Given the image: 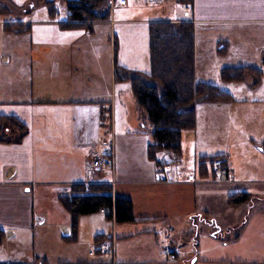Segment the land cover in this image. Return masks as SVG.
<instances>
[{"label":"crops","instance_id":"obj_1","mask_svg":"<svg viewBox=\"0 0 264 264\" xmlns=\"http://www.w3.org/2000/svg\"><path fill=\"white\" fill-rule=\"evenodd\" d=\"M122 2L124 0L119 1ZM42 3L46 8L44 1ZM0 5L7 9L0 12V117L13 118L23 126L19 132L9 123H0V264H174L179 260V252L175 259L167 260L160 249L166 245L178 248L176 241L183 235L190 236L193 249L181 261L264 264V207H242L248 197L242 187L264 183V162L252 167V171L262 173L261 176L247 177L233 166L237 163L233 157L231 160L227 152L220 154L231 174L230 180L221 184L207 183L209 164L202 176L180 168L173 171L171 164L169 170L162 172L160 165L146 157L149 133L143 115L137 119L139 124L135 130L125 127L116 131L112 129V121L105 129L104 112L109 113L111 120V102L106 96L103 77L101 79V74L95 71V49L89 46L88 39L93 36L91 26L96 23L111 25L112 30L115 25L125 30L139 28L147 37L151 21H189L193 26V75L197 81L209 82L195 75V27L230 29L264 25V0H192L189 5L175 1L174 6L182 8L180 17L177 12L175 17L169 13L168 17L161 18L159 10L150 9L146 17L119 20L114 19L109 6L108 19L88 23L89 33H86L87 28L59 27L66 22L61 19L57 23L42 20L38 26H43L41 30L53 36V41L39 43L34 51L30 38L25 48V37L31 36L32 27L28 25L37 23L26 20L34 4L29 1L17 7L8 0H0ZM5 25H11V30L6 31ZM77 30L82 32L79 37L87 42L84 49L71 47L79 38L69 32ZM65 34H71L73 39L63 40ZM145 36L146 57L145 53L144 58L139 57L133 49L127 54L120 50L117 73L115 67L112 71L113 81L129 85L131 78H138L153 85L147 77L149 54ZM224 48L225 45H220L218 52ZM239 60L236 61L240 63ZM231 102L233 117L237 115L233 111L240 107L238 101ZM200 104L215 105L197 103L194 112ZM260 125L262 129L257 134L262 135L259 138L262 142L264 126ZM194 143L198 151L196 139ZM253 145V150L264 156L259 144ZM97 148L110 151L109 168L90 167V152ZM204 153L198 152V157H207ZM157 158L160 160V153ZM100 184L110 188L112 197L129 199L131 207L133 201L148 204L146 211H133L132 220L118 223L113 211L107 208V212L98 210L78 216L72 226L71 216L60 198L71 195L73 185ZM207 184L212 185L210 192H216L213 188L220 186L230 190L224 202L226 216L220 225L216 218L207 220L205 210L197 211L196 219L194 213L189 216L190 208L186 205L191 200L178 206L180 188ZM163 197L168 198V204L172 201L174 207L165 211L151 210L154 200ZM177 218L183 222L180 235L175 236L171 224Z\"/></svg>","mask_w":264,"mask_h":264},{"label":"rangeland","instance_id":"obj_2","mask_svg":"<svg viewBox=\"0 0 264 264\" xmlns=\"http://www.w3.org/2000/svg\"><path fill=\"white\" fill-rule=\"evenodd\" d=\"M8 1L12 4L14 3L17 7L23 6L29 1L31 4H34L29 15H26V20L31 21L32 23H37L28 25L29 27H32L30 32L31 36L28 34L25 37V48H27L28 40L30 38L32 50L34 51L37 49L39 43L53 41V36L50 37L46 35V33H43L41 29L44 28H41L43 26H38V23L42 20H51L57 23L60 19L65 22L67 13L66 3L72 0H53V8L56 14L55 17L53 16L52 18L48 16L47 7L45 8L42 3L44 0ZM119 1L120 0H106V4L111 6V12L113 11L112 16L115 20L143 18L147 16L150 9L154 11L159 10L161 18L168 17L169 13L170 16L172 15V17H175L176 15L174 14L177 12H179L180 17L182 10L181 7L177 8L174 6L175 0H161V2L153 0L154 3L150 4L145 3V1L147 2L149 0H124V3L122 2L121 4ZM124 4L126 5L125 7H123ZM3 9L7 11L4 6ZM0 12L4 13L1 10ZM110 26L111 25L103 23L93 24V26H91L93 36H88L90 43L89 46L95 49L93 55L95 71L97 74H101V79L103 77L105 91H107L106 96L107 99L110 98L111 102V120L109 119V113L105 111L103 122L105 129L109 126V123L111 125L112 121L114 123L112 129L114 128L116 131L124 130L125 127L127 130H135L139 124L137 119H139L140 115L144 116L146 124V115L135 102L130 82L129 86L127 82L122 84L113 81L112 71L113 67H115L116 70V67L118 66L117 59L120 50L122 53L127 54L130 52V49H133L139 57L144 58L145 32L139 28H137L136 31L131 29L125 30L118 25H115L112 30ZM86 31V33L90 32L88 29H86ZM69 33L77 35V38H79L77 42L72 44V49H84L87 47V42H84L83 40L84 37H79L82 32L77 30V32ZM64 39L70 41L73 37L71 34H68L63 40ZM219 42H221V44H218ZM113 43L115 45H113ZM220 45H225L226 49L224 48L223 51L218 52ZM118 47H120L119 52L117 51ZM194 54V70L196 78L215 82L219 90L230 94L233 103L238 101L237 105H239L240 108L238 111H236V109L233 111V114L236 113L237 115H233L232 117V102L223 105H218L216 103H214L215 105H197L194 112V127L192 129L181 130L179 157H175L171 152L163 150L159 152L160 161L163 164H169V166L171 164V170L173 171L174 169L180 168L183 171H192L198 176V160L201 158L198 157V152L200 155H202V152H205L204 155H207L209 158L227 152V155L229 154L231 160L233 157V160L237 162L233 164V166L247 177H254L256 175L261 176L262 173L259 174L258 172H253L252 167L255 165L258 166L264 162V156L253 150V144H259L258 147L262 148L264 142L259 141V138L262 135L257 134V132L262 129L260 123L264 126V25L252 24L243 28L230 27V29L218 26H213L209 29H202L199 26H196ZM237 58H240V63L236 61ZM32 60L34 59L32 58ZM32 62L35 65L36 62ZM47 63L49 64V62ZM243 65H245V67L250 66L251 68L259 70L261 73L258 76L259 78L255 76V73L246 71L243 74L241 81L224 82L220 79V71L222 68L228 66L244 67ZM32 80H34V75H32ZM153 85L156 86L158 83L154 82ZM254 100L259 101V103H256V101L252 104ZM251 116L257 117V120L254 121V117L251 119ZM194 139L197 140L198 151H195ZM103 152L102 148H97L94 152L90 153L92 157H100ZM262 153L264 154V152ZM219 157L221 159L223 158L221 156ZM206 164H209V162L207 161ZM208 182L216 184L222 183L214 182L211 178V173L207 177V183ZM193 187L195 188L193 189ZM210 187H212V185L208 186V184L206 186L184 185V187L180 188L178 192L180 197L178 206L182 207L183 201H186L187 199L191 200L186 205L190 208L189 216L191 213H194L196 219V212L198 211V213H200L205 210L207 213H205L204 216L207 217V220L210 221L216 218L215 221L217 220L220 225V222H223L226 216L224 214L226 213V204H224V202L226 203V195L230 193V190L225 186H220L213 188L217 189L216 192H210ZM242 188L245 189L246 194L248 193L245 205L240 203L243 204V208L264 207V183H249ZM211 193H213V195H211ZM241 198L242 197H240V199ZM167 199V197H163L154 200L150 206L151 210L156 208L157 211H165L173 208V202L171 201V204H168ZM234 199L236 200L237 198L234 196L233 200ZM233 200H228V202L231 203ZM147 205L148 204H143L139 201H133L132 212L134 211L138 213L146 211ZM185 216L189 217L187 215ZM179 218L175 219V223L171 224L175 236L180 235L179 230L183 222V220ZM185 224L186 223H184V225ZM176 242L180 245L176 248V251L179 252V260L175 261L174 264H190L189 260L181 261L184 256L188 257V253L193 249L190 236L189 238H186L183 235V238ZM160 257L161 260L164 259L162 256Z\"/></svg>","mask_w":264,"mask_h":264},{"label":"trees","instance_id":"obj_3","mask_svg":"<svg viewBox=\"0 0 264 264\" xmlns=\"http://www.w3.org/2000/svg\"><path fill=\"white\" fill-rule=\"evenodd\" d=\"M181 5H189L192 0H175ZM49 17L55 10L53 0H44ZM0 10L5 12L3 6ZM66 22L61 28H88V23L107 20L109 4L106 0H72L66 3ZM11 25H5L6 31ZM149 73L147 77L158 85L143 83L131 78V90L137 106L146 115L149 142L146 157L159 166V152L167 150L175 157L180 153V132L194 127V106L197 103H228L229 93L221 91L215 82H200L193 75V26L189 21H151L148 23ZM113 45H115L113 43ZM221 52V51H220ZM248 71L258 77L259 70L250 67H226L220 71L224 82L241 81ZM259 78V77H258ZM257 83V82H256ZM254 85V84H253ZM22 132L23 126L13 118L0 117V123ZM0 136V140H1ZM264 151V142L262 144ZM219 157H201L198 161V175L206 174V162ZM71 195L60 200L72 219V226L80 215L97 212L99 208L113 211L116 222L132 220V207L129 199L111 195L106 185H73ZM2 230L0 228V237Z\"/></svg>","mask_w":264,"mask_h":264},{"label":"built area","instance_id":"obj_4","mask_svg":"<svg viewBox=\"0 0 264 264\" xmlns=\"http://www.w3.org/2000/svg\"><path fill=\"white\" fill-rule=\"evenodd\" d=\"M188 8L185 7V11H187ZM111 166V157H110V151L105 150L100 157H92L90 160V167L100 169L102 168H109ZM89 168V167H88ZM160 170L162 172H166L169 170L170 166L169 164H160ZM209 172L211 173V178L214 182H228L230 180V171L226 166L225 161L223 158L215 157L209 161ZM165 181H169V178H164ZM99 211L101 212H107L109 209L107 208H100ZM100 251H105V249L100 248ZM160 252L162 256H164L167 260H173L176 257V248L170 247V246H164L160 249ZM91 254V252H89Z\"/></svg>","mask_w":264,"mask_h":264}]
</instances>
